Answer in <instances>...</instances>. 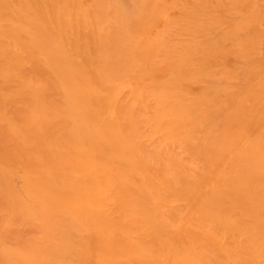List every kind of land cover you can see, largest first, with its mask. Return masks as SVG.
<instances>
[{
	"label": "bare ground",
	"instance_id": "obj_1",
	"mask_svg": "<svg viewBox=\"0 0 264 264\" xmlns=\"http://www.w3.org/2000/svg\"><path fill=\"white\" fill-rule=\"evenodd\" d=\"M0 264H264V0H0Z\"/></svg>",
	"mask_w": 264,
	"mask_h": 264
}]
</instances>
